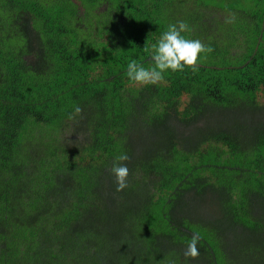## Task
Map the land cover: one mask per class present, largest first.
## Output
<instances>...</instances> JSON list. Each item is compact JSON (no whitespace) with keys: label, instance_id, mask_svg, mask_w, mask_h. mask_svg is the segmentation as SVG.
<instances>
[{"label":"trees","instance_id":"trees-1","mask_svg":"<svg viewBox=\"0 0 264 264\" xmlns=\"http://www.w3.org/2000/svg\"><path fill=\"white\" fill-rule=\"evenodd\" d=\"M199 1L0 0V264H264V0ZM181 20L198 70L130 81Z\"/></svg>","mask_w":264,"mask_h":264},{"label":"clouds","instance_id":"clouds-1","mask_svg":"<svg viewBox=\"0 0 264 264\" xmlns=\"http://www.w3.org/2000/svg\"><path fill=\"white\" fill-rule=\"evenodd\" d=\"M226 22H231V18ZM188 31H190L189 25L183 20L168 25L167 30L162 33L156 43L144 48V51L150 55L151 66L145 67L142 63L132 59L127 64V78L136 84L147 85L162 81L167 71H183L185 67H190L193 72L197 71L200 54L211 53L213 48L198 39H186L182 33ZM81 112L82 109L76 106L74 114L78 115ZM69 119H73V115H70ZM129 159L130 157L126 153L120 154L115 157L109 169L115 178L117 191L127 187L129 169L126 164L121 162ZM200 238L198 232L191 235L183 252L186 259H196L200 255L197 247Z\"/></svg>","mask_w":264,"mask_h":264},{"label":"rangeland","instance_id":"rangeland-1","mask_svg":"<svg viewBox=\"0 0 264 264\" xmlns=\"http://www.w3.org/2000/svg\"><path fill=\"white\" fill-rule=\"evenodd\" d=\"M40 2H51L53 0H39ZM196 5L202 6L203 2H200L199 0H194ZM208 0L207 3L208 5H211L214 9H221L225 11H233V12H243L246 13L248 10H260L262 7L257 3V0ZM210 3V4H209ZM214 13L208 12L207 17L210 19L214 20L216 18H224V13L222 12H216L213 11ZM207 14V13H206ZM236 14L232 15V18L235 17ZM220 32H217L216 36H218ZM217 38V37H216Z\"/></svg>","mask_w":264,"mask_h":264}]
</instances>
